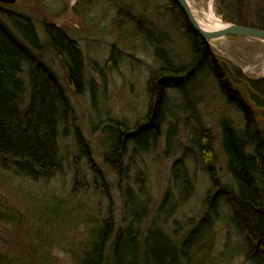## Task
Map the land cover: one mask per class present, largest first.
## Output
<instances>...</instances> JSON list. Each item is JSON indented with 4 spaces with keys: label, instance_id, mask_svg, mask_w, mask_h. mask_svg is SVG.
<instances>
[{
    "label": "rangeland",
    "instance_id": "1",
    "mask_svg": "<svg viewBox=\"0 0 264 264\" xmlns=\"http://www.w3.org/2000/svg\"><path fill=\"white\" fill-rule=\"evenodd\" d=\"M230 1L187 0L197 20L205 24H208L205 15L209 13L223 21L220 6L225 15L232 14ZM169 2L17 0L14 5L0 4V21L13 33L17 31L8 19L9 14L28 19L35 25L44 45L43 52L37 56L56 74L74 111V120L62 128V166L52 178L35 182L3 169L0 164V202L13 207L26 221L20 228L0 224L1 264L6 261L23 264L20 259L16 262L18 255L26 251L32 241L37 243L34 239H39L43 248L49 250L55 264H77L70 251L88 241L87 212H96L100 218L113 215L121 221L123 203L117 187L118 176L104 161L109 154V140L114 135L108 128L118 125L132 128L147 114L149 77L163 62L157 56L158 51L166 53L164 58H170L179 66L191 60L184 19L177 12L165 15L157 12L158 6ZM256 4L252 3L250 9H241V13L255 19ZM143 18L146 23L141 32L137 26ZM46 23L63 29L82 52L84 70L79 92L68 79L65 58L62 59L50 45L45 34ZM212 44L217 48L213 52L216 58L230 69L236 66L248 79L264 78V42L227 37ZM167 97L161 126L163 136L157 148L150 146L147 153H133L135 145L130 142L123 166L133 186L139 175L145 178L146 192L152 203L147 219L149 225L152 215L160 210L164 195L173 189V164L181 158L186 159L193 195L189 202L175 210L165 226L170 232L184 233L188 229L186 221L198 217L203 210L210 185L209 174L199 154L203 134H209L213 141L218 175L227 183L230 177L220 123L226 118L236 128L243 129L245 120L237 107L228 103L209 69L201 70L182 89H169ZM249 105L260 115L264 128V112L250 101ZM77 133L83 137L84 147L78 142ZM137 190L135 185L134 191ZM174 195L180 197L177 190ZM217 212L212 252L215 264H256L246 257V236L238 229L233 213L223 203ZM162 222L165 223L164 219Z\"/></svg>",
    "mask_w": 264,
    "mask_h": 264
},
{
    "label": "trees",
    "instance_id": "2",
    "mask_svg": "<svg viewBox=\"0 0 264 264\" xmlns=\"http://www.w3.org/2000/svg\"><path fill=\"white\" fill-rule=\"evenodd\" d=\"M169 1L158 6L157 12L162 15L177 12L184 19L191 60L185 66H179L170 58H164L166 53L158 51L157 56L163 62L149 77L147 114L132 128L119 125L108 128L114 135L109 140V154L104 161L118 176L122 219L119 222L113 215L100 218L96 212H87L88 241L70 252L77 264H215L212 253L214 222L219 205L223 203L246 236L247 259L264 264V128L260 115L249 105L250 101L264 112V78L248 79L236 66L231 65L230 69L221 63L192 29L177 1ZM254 2L257 3L255 19L251 15L244 16L241 9H250ZM230 6V15H225L220 6L219 13L224 22L264 31V0H231ZM8 19L18 35L0 22V164L3 169L15 171L35 182L49 180L61 169L62 128L74 120V111L56 74L37 56L43 52L44 45L35 25L12 14ZM145 23L146 18L140 20L139 31L142 32ZM44 28L52 48L65 58L68 79L79 92L84 70L82 52L63 29L49 23ZM112 58H115V52ZM203 69H209L228 103L243 114L245 126L238 129L226 118L220 123L226 170L230 177L227 183L218 175L213 141L209 134H203L199 154L210 177L203 210L198 217L186 221L188 229L184 233L170 232L165 227L167 219L172 218L175 210L189 202L193 195L194 186L186 159L181 158L173 164V189L164 195L160 210L152 215L155 216L150 218L149 225L147 219L152 203L146 192L145 178L139 175L133 186L123 160L130 142L135 145L133 153H147L150 146L157 148L163 136L161 126L168 90L182 89ZM76 136L84 147L83 137L79 133ZM103 180L105 184L106 178ZM102 190L105 191V187ZM176 190L179 198L174 195ZM25 222L21 213L0 202V224L20 228ZM180 225L184 226V223ZM35 240L37 243L32 241L26 247L28 254L20 252L16 262L20 259L23 264H55L49 250L43 248L39 239Z\"/></svg>",
    "mask_w": 264,
    "mask_h": 264
},
{
    "label": "water",
    "instance_id": "3",
    "mask_svg": "<svg viewBox=\"0 0 264 264\" xmlns=\"http://www.w3.org/2000/svg\"><path fill=\"white\" fill-rule=\"evenodd\" d=\"M179 4L181 10L187 17L192 29L208 44L211 50H216V46H214L211 42L217 39L227 38V37H239L245 39H252L264 42V31L247 27L241 26L236 24H225L226 26L215 32H209L204 30L199 21L197 20L194 12L192 11L191 7L189 6L187 0H176ZM17 0H0L1 4L5 5H14L16 4Z\"/></svg>",
    "mask_w": 264,
    "mask_h": 264
},
{
    "label": "bare ground",
    "instance_id": "4",
    "mask_svg": "<svg viewBox=\"0 0 264 264\" xmlns=\"http://www.w3.org/2000/svg\"><path fill=\"white\" fill-rule=\"evenodd\" d=\"M195 16H196V14H195ZM205 17L208 21V24L203 23L201 20H199V23H200L201 27L206 31L215 32V31H219V30L223 29L226 26L225 23L223 21H221L220 19H218L213 13H209L208 15H205ZM218 40H220V39L214 40L212 42H215Z\"/></svg>",
    "mask_w": 264,
    "mask_h": 264
}]
</instances>
